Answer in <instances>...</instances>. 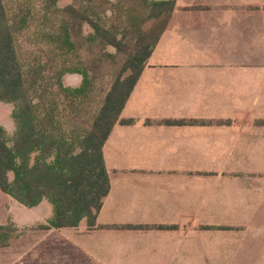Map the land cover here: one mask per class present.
<instances>
[{
  "label": "crops",
  "instance_id": "1",
  "mask_svg": "<svg viewBox=\"0 0 264 264\" xmlns=\"http://www.w3.org/2000/svg\"><path fill=\"white\" fill-rule=\"evenodd\" d=\"M119 121L95 226L0 191V264H264V0H175Z\"/></svg>",
  "mask_w": 264,
  "mask_h": 264
},
{
  "label": "trees",
  "instance_id": "2",
  "mask_svg": "<svg viewBox=\"0 0 264 264\" xmlns=\"http://www.w3.org/2000/svg\"><path fill=\"white\" fill-rule=\"evenodd\" d=\"M37 1L44 21L48 15L60 19L58 28L43 36L66 60L95 46L103 57L118 54L124 60L89 129H70L67 113H75L92 92L88 73L62 66L57 82L42 89L33 70L25 72L17 49V37L34 20L32 1L15 8L9 6L13 0H0V103L13 106L15 125L12 138L0 126V191L28 209L46 200L52 217L43 229L76 228L82 220L94 227L110 190L103 146L118 122L132 124L119 121L120 114L169 24L175 0H83L80 7L62 9L61 0ZM85 26L91 30L86 35ZM67 74L79 75L80 86H63L60 77Z\"/></svg>",
  "mask_w": 264,
  "mask_h": 264
},
{
  "label": "rangeland",
  "instance_id": "3",
  "mask_svg": "<svg viewBox=\"0 0 264 264\" xmlns=\"http://www.w3.org/2000/svg\"><path fill=\"white\" fill-rule=\"evenodd\" d=\"M26 1L27 0H13V2L9 3V6L23 8V4ZM31 1L32 7L35 9L32 14L34 20L29 28L17 37L19 59L26 73L29 72L30 69L33 70L34 77L38 80V85H40L42 89H46V85L47 87H50L57 82V72L62 70V66L86 71L91 79L92 92L81 105L77 106V111L75 113H67L66 122L68 128L78 129L79 132L82 129H89L93 115L99 108L110 84L121 69L124 56L117 54L116 59H108L102 56L101 48L95 46L91 51L84 48L78 53V56L71 55L67 57L66 60L59 52L55 51L54 48L47 43V40H45L44 37L45 35L43 36V34L52 33L53 30L57 29L60 19L56 16L48 15V20L44 21V13L39 11V8L41 7L40 2L37 0ZM83 3V0H61L58 3V7L61 9L70 5L80 7ZM112 19L116 22L115 18ZM115 22L110 20L109 24ZM90 32L91 30L89 27L85 26L83 28V34L86 35ZM106 51L111 54H116L115 50L111 47L106 48ZM71 76L74 75L67 74L60 77L63 86H68L65 82V78L67 77L69 82ZM75 76H78L81 82V77L79 75ZM68 87L72 88V85ZM78 103L79 102H76V104ZM12 112V105L0 103V125L8 123L6 118H9L12 122ZM13 135L14 134H8V137L12 138Z\"/></svg>",
  "mask_w": 264,
  "mask_h": 264
}]
</instances>
